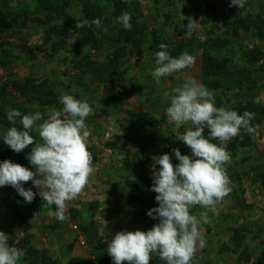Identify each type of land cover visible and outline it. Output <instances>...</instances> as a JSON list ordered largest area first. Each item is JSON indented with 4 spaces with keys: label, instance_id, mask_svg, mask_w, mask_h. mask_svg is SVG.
<instances>
[{
    "label": "rangeland",
    "instance_id": "rangeland-1",
    "mask_svg": "<svg viewBox=\"0 0 264 264\" xmlns=\"http://www.w3.org/2000/svg\"><path fill=\"white\" fill-rule=\"evenodd\" d=\"M65 1L68 7L66 16L51 15V26L67 31L64 39L39 24L47 16L36 12V1L0 0V17L11 25L9 30L0 33V108L7 112L19 107L28 114L40 111L46 119L51 110L63 107L58 103L63 94L86 100L93 108L86 119L89 129L86 146L97 156L98 163L93 165L88 183L74 200L67 202L64 221L49 216V206L37 195L34 202L38 208L32 212L28 224L34 236L33 248L46 252L56 264H97L95 246L107 244L119 231L139 230L131 228L129 219L123 216L125 195L137 175L131 166L135 152L140 149V146L125 141L127 127L133 122L145 123L150 133L145 146L169 148L171 154L173 148H179L182 155L190 154L178 137L191 127V123L176 128L165 109L175 94L173 90L182 86L186 78L195 79L206 87L210 81L217 80L209 78L205 82L202 79V51L195 50L200 43L210 39L229 40V45L213 51V56L218 61L226 60L227 70L233 75L244 69L249 71L245 80L222 81V89L212 90L217 107L233 110L247 103L248 91L259 96L264 103V60L250 67L247 63V56L253 50L258 49L264 54V42L252 32H240L236 39L231 37L235 19L252 16L264 20V0H247L242 9L229 7L230 0H127L131 17L144 25L147 32L139 49L125 47L121 76L107 84L120 98L121 105L116 108L101 106L104 85L85 75L79 66L80 60L73 55L77 40L84 34L83 28L76 25L84 20V4L88 3L101 13L102 22L100 28L87 27L95 35L97 45L87 48L84 55L98 64L108 62L114 50L110 43L122 27L113 16L114 0ZM189 18L198 22L191 38L186 37L182 29V24L186 25ZM153 31L161 41L170 44L185 42L188 45L186 51H191L195 57L194 64L162 77L157 83L152 76L155 62L150 51ZM62 41L65 42L63 47L59 46ZM57 47L61 48L55 51ZM14 84H28L30 97H35L37 87L45 84L57 98L52 99L53 104L49 107H41L29 103L17 93ZM253 127L255 131L249 134V147L231 154L230 162L225 165L231 191L214 207L195 205L189 209L198 220L207 216V223L201 225L205 244L197 247L192 258L196 264H264V164L263 167L253 166L257 158L264 155V119L259 124L254 123ZM5 131L0 123V135L3 136ZM30 135L34 141L29 145L31 151L35 143H42V140L38 131L30 132ZM127 160L131 165L129 171L124 170ZM175 162L178 161L173 155L172 163ZM23 186L32 187V182H24ZM33 191L38 189L33 188ZM95 204L98 207L93 210L91 205ZM29 209V203H25L14 188L9 185L0 187V231L9 236L10 247L21 241L19 217ZM51 210L55 212V205ZM92 219L98 226L96 242L82 246L78 244L79 238L84 237L78 226H86ZM243 225L247 227L248 238L241 250L234 254L230 242L232 230ZM243 252L250 255V262L239 261ZM103 254L107 256V253ZM155 257L153 254L150 260ZM20 264H28L24 255Z\"/></svg>",
    "mask_w": 264,
    "mask_h": 264
},
{
    "label": "clouds",
    "instance_id": "clouds-1",
    "mask_svg": "<svg viewBox=\"0 0 264 264\" xmlns=\"http://www.w3.org/2000/svg\"><path fill=\"white\" fill-rule=\"evenodd\" d=\"M247 0H230L229 7L244 8ZM131 14L123 12L116 18L125 30L132 29ZM77 28H100L99 17L89 21L84 19ZM198 22L189 18L182 29L191 38ZM222 27V26H221ZM155 56V69L152 76L159 83L162 77L180 72L195 62V57L187 52L174 57L168 45L161 43ZM170 105L165 109L169 120L179 128L186 122L191 127L178 137L190 154L182 155L179 148L172 154L165 153L154 157L152 166L151 191L156 193L157 207L151 208L146 215L158 223L148 231L122 230L107 243V254L113 264H150L153 254H158L166 264H190L197 247H203L202 223L190 214L192 206L214 207L230 191V179L225 165L230 162L231 154L227 142L241 134V130L252 134L255 128L251 121L255 113L217 107L214 92L195 79H185L182 86L175 88ZM168 95V93H165ZM254 103H261L256 97ZM60 110H51L46 119L40 111L23 114L10 108L6 119L12 125L3 134L2 140L13 152L21 153L33 144L30 132L38 131L42 143H35L26 155L35 171L10 160L0 161V187L6 185L16 190L25 203H31L38 195L48 206L49 216L64 221L67 202L74 200L88 183L94 171L92 154L86 142L89 129L86 119L93 108L86 100L76 99L71 94L60 96ZM43 120L42 123H37ZM16 125H21L18 130ZM207 130V136H205ZM218 140L219 143H213ZM178 161L175 166L172 156ZM155 165L160 167L157 169ZM32 182L25 188L24 182ZM33 188L38 189L37 192ZM55 205L53 212L51 206ZM9 236L0 231V264H20L24 255L22 249L8 244Z\"/></svg>",
    "mask_w": 264,
    "mask_h": 264
},
{
    "label": "trees",
    "instance_id": "trees-1",
    "mask_svg": "<svg viewBox=\"0 0 264 264\" xmlns=\"http://www.w3.org/2000/svg\"><path fill=\"white\" fill-rule=\"evenodd\" d=\"M36 1L37 13H46V20L39 21L44 28H47L50 33L55 36L66 38L67 31L58 28L52 27V17H63L66 16L67 3L65 0H34ZM113 7V16L115 18L119 17L123 12L127 11L130 13V9L127 5V0H114L112 2ZM84 19L89 21L99 17L102 22L101 13L97 11L92 5L84 4L83 9ZM132 29L125 30L123 26L117 30V33L112 39L111 43L114 46V50L110 54L108 62L105 64H98L87 57H85V50L87 48H92L97 45L95 35L87 28L83 27L84 34L77 40L76 46L73 50V55L78 58L80 61L79 66L85 75H88L93 81H97L100 84L104 85L102 95L100 98V104L103 108L113 107L116 108L121 105L120 98L116 96L114 90L108 86V82L114 79H118L121 76V62L122 59L126 56L125 47L130 48L131 50L139 49L145 41V33L147 28L136 22V18L131 19ZM11 28L10 23H7L5 19L0 17V33ZM240 32L250 33L252 32L255 37L260 41L264 42V20L253 18L248 16L247 18H238L235 19L231 26V37L236 39ZM153 45L150 47V51L153 54V60L155 62L154 54L157 51H160L159 45L161 43L168 45V51L174 57H178L182 53L187 52V44L185 42L173 43L170 44L165 41H161L156 32H152ZM65 42L62 41L59 46L63 47ZM229 45V40L227 39H210L204 43H200L195 50L202 51V79L207 82L209 78H216L215 81H210L207 84L209 90H218L222 89V81H232L237 82L239 80H245L248 76V69L242 71H237L235 75L227 70V61L226 60H217L213 56V51L221 50L226 48ZM55 51H58V48ZM187 53L191 54V51ZM264 60V54L255 49L252 53H249L247 56L248 66L258 64ZM14 84V90L23 95V97L28 99L29 103L41 106L49 107L53 104L52 99L57 98L53 91H50L45 84H40L36 89L37 94L35 97L29 96L30 86ZM248 101L245 104L238 105L233 110L237 111L238 114H242L244 111H249L255 113L254 119L251 121V126L254 123L259 124L264 119V103L259 104L254 103V99L257 97L252 94L251 91H248ZM220 107V106H219ZM18 109L23 114H28L25 109ZM0 120L1 125L7 130L12 125L6 119V111L0 108ZM18 130L22 128L21 125H16ZM205 136H207V130H205ZM150 139V133L148 126L145 123L138 125L137 122L130 124L125 133V141L129 142L132 146H140L135 152L134 155V164L130 165V162L127 160L124 163V170L129 171L130 166L134 167L137 172L136 177L131 181V189L125 197L124 200V211L125 215L130 219V224L142 231L150 230L154 224L158 223V220H153L146 215L147 211L151 208L157 207V202L155 201L156 193L151 191L152 187V166L154 165V157H158L162 154L169 153L171 150L169 148H156L152 146H145L144 142ZM213 143L218 144V140H213ZM182 146L186 150H190L182 142ZM249 147V134L241 130V134L237 137H234L227 143V150L230 154H235L239 149ZM31 151L29 146L21 153L13 152L6 144L3 143L2 136L0 135V161L10 160L21 166L28 167L29 170L35 171V168L31 166L26 159V155ZM90 152V151H89ZM93 165L98 163L97 156L92 153ZM256 162V163H255ZM254 162L253 166L260 165L263 167L264 164V155H261L257 158V161ZM175 162L173 165L177 164ZM245 163V162H244ZM244 163L242 164L244 167ZM253 164V163H252ZM158 169L160 166L155 165ZM93 210L98 207L97 204L91 205ZM136 206L138 210H136ZM30 209L25 213V215L19 217V225L22 233V239L16 247L20 248L24 252V256L28 264H56V262L51 259L46 252L39 251L33 248L34 236L30 233L31 226L28 224L32 212L36 211L38 206L35 204L34 200L29 203ZM247 208V207H246ZM79 232L82 233L83 237L89 245H92L96 242L98 227L95 221L92 219L86 226H78ZM246 225L232 230V237L230 242L233 245L232 252L236 254L241 250L245 242L247 241L248 235ZM95 252L97 253V264H113L112 258L107 254L105 257L103 253H107V244L98 245L94 247ZM239 261L249 262L250 255L248 253H240ZM122 264H128L127 261L122 262ZM150 264H166L164 260H161L159 255L156 254V257L153 260H150ZM190 264H196L194 261H191Z\"/></svg>",
    "mask_w": 264,
    "mask_h": 264
},
{
    "label": "crops",
    "instance_id": "crops-1",
    "mask_svg": "<svg viewBox=\"0 0 264 264\" xmlns=\"http://www.w3.org/2000/svg\"><path fill=\"white\" fill-rule=\"evenodd\" d=\"M95 165H97V164H95ZM130 191V190H129ZM128 194V193H127ZM126 194V195H127ZM126 195H125V197H126ZM123 212H124V218L126 217V218H128L126 215H125V211H124V209H123ZM129 219V218H128ZM127 220V219H126ZM129 222H130V219H129ZM131 223V222H130ZM98 227V226H97ZM131 228H136V227H134V226H130ZM137 229V228H136ZM78 244H80V245H82V246H86V244L87 245H89L88 243H87V241L85 240V238H82V237H80L79 238V243ZM90 246V245H89ZM191 261H194V259H192ZM195 262V261H194ZM249 262H250V260H249Z\"/></svg>",
    "mask_w": 264,
    "mask_h": 264
}]
</instances>
